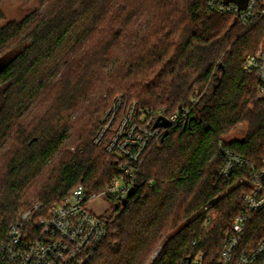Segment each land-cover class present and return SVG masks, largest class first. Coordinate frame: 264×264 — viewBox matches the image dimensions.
I'll return each instance as SVG.
<instances>
[{
  "label": "trees",
  "instance_id": "obj_1",
  "mask_svg": "<svg viewBox=\"0 0 264 264\" xmlns=\"http://www.w3.org/2000/svg\"><path fill=\"white\" fill-rule=\"evenodd\" d=\"M4 1L0 244L34 200L49 207L79 185L100 193L121 174L125 159L94 143L121 96L123 110L190 114L152 146L126 204L103 217L108 236L89 264H147L160 246L150 264H215L248 191L243 172L219 175L224 150L264 158L260 77L245 70L264 18L248 27L208 0H39L5 22ZM242 125V138L227 139ZM250 229L263 237L264 211Z\"/></svg>",
  "mask_w": 264,
  "mask_h": 264
},
{
  "label": "built area",
  "instance_id": "obj_2",
  "mask_svg": "<svg viewBox=\"0 0 264 264\" xmlns=\"http://www.w3.org/2000/svg\"><path fill=\"white\" fill-rule=\"evenodd\" d=\"M208 5L212 11L235 16L248 27H254L264 18V0H249L245 10L233 3L226 4L224 0H208ZM245 70L259 73L258 94L264 97V44L247 57ZM193 102L196 104L198 99ZM123 107L124 98L120 96L106 113L103 127L94 139L96 145L107 141V152L125 159L121 174L98 194L87 195L84 186L79 185L71 195L49 207L36 200L9 227L6 239L0 244V264H89L92 261L108 236V223L86 210L85 204L100 195H107L115 206H120L138 182L137 175L148 152L168 130L155 128L159 118L174 125L190 114L188 109L171 114L163 110H139L136 103L124 110ZM237 171L243 172L239 182L247 184L248 191L243 197L242 214L225 237L215 264H264V235L254 241L250 234L255 214L264 211V158L255 163L225 149L219 175L227 178ZM202 263L203 255L193 262Z\"/></svg>",
  "mask_w": 264,
  "mask_h": 264
},
{
  "label": "rangeland",
  "instance_id": "obj_3",
  "mask_svg": "<svg viewBox=\"0 0 264 264\" xmlns=\"http://www.w3.org/2000/svg\"><path fill=\"white\" fill-rule=\"evenodd\" d=\"M39 0H5L2 3V11L5 16V22L9 21H21L28 14L32 13L39 7ZM262 44L259 46V48ZM246 132V126L242 125L233 130L228 136L227 139L231 140L234 138H242ZM94 193V192H91ZM90 193V194H91ZM226 193V192H225ZM89 194V195H90ZM98 194V193H96ZM34 200L32 204L35 202ZM31 204V205H32ZM30 205V206H31ZM29 206V207H30ZM115 207V204L112 203V200L107 195H100L94 199L89 200L85 204V209L92 212L96 216L101 218L105 217L108 212ZM161 246L158 247L149 257L147 264H150L159 254Z\"/></svg>",
  "mask_w": 264,
  "mask_h": 264
},
{
  "label": "water",
  "instance_id": "obj_4",
  "mask_svg": "<svg viewBox=\"0 0 264 264\" xmlns=\"http://www.w3.org/2000/svg\"><path fill=\"white\" fill-rule=\"evenodd\" d=\"M248 1L249 0H224L226 4H230V3L236 4L240 10H245L247 8ZM171 126H172L171 123L164 118H159V120L155 124V128L163 127L168 129L165 136L169 134V129ZM123 204H126V200L123 202Z\"/></svg>",
  "mask_w": 264,
  "mask_h": 264
}]
</instances>
